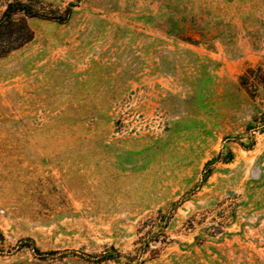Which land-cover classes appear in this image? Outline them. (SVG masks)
I'll use <instances>...</instances> for the list:
<instances>
[{
	"label": "rangeland",
	"instance_id": "374dc122",
	"mask_svg": "<svg viewBox=\"0 0 264 264\" xmlns=\"http://www.w3.org/2000/svg\"><path fill=\"white\" fill-rule=\"evenodd\" d=\"M42 1L75 7L0 60V264H264V0Z\"/></svg>",
	"mask_w": 264,
	"mask_h": 264
},
{
	"label": "trees",
	"instance_id": "16d2710c",
	"mask_svg": "<svg viewBox=\"0 0 264 264\" xmlns=\"http://www.w3.org/2000/svg\"><path fill=\"white\" fill-rule=\"evenodd\" d=\"M76 3L79 0H75ZM42 0H0V60L21 50L34 39V32L29 26L30 20H43L65 24L70 19L75 5L69 4L62 14L50 9ZM219 155L208 162L203 172V179L211 173V165L216 162L228 163L231 155ZM36 250V249H35ZM36 252H38L36 250ZM103 261L119 262L120 254L113 248L101 255Z\"/></svg>",
	"mask_w": 264,
	"mask_h": 264
}]
</instances>
